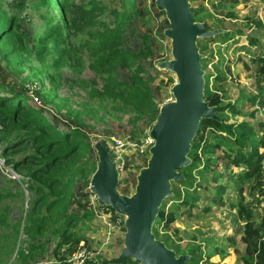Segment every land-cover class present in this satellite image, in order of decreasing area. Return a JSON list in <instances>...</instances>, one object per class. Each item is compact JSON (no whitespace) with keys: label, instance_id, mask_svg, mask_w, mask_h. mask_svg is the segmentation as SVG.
I'll return each instance as SVG.
<instances>
[{"label":"trees","instance_id":"obj_1","mask_svg":"<svg viewBox=\"0 0 264 264\" xmlns=\"http://www.w3.org/2000/svg\"><path fill=\"white\" fill-rule=\"evenodd\" d=\"M114 1L117 3L115 8H110L99 0L79 2L39 0V5L46 8V13L41 15L42 26L30 33L23 26L21 14L6 15L0 9V60L17 73H22L23 66L31 63V58H34L40 62L41 69L31 72L32 82L42 81L41 77L47 78L53 82L54 89L57 90L62 80V68L77 67L86 58L88 69L94 73L98 81L75 80L74 83L87 90L89 99L97 100L100 106L112 105L116 113L129 115L128 121L132 124L145 120L151 127L157 118L159 103L156 101L154 90L149 86V80L142 76L145 69L139 63L140 56L148 58L153 55L150 37L147 33L142 34V49L138 53L123 47L126 30L128 28L132 30L134 20L145 19L150 9L146 7L145 0ZM151 8L156 16L163 15V12L156 10L154 0ZM204 10L203 6L196 12L191 8L195 21L201 22L204 17H211L209 13L205 15ZM258 25L263 26L260 21ZM204 26L208 29L206 24ZM261 35L264 39V29ZM217 38L215 36L198 39L197 42L200 45V41L204 40L208 43ZM256 40L249 39V44L254 45ZM204 51H206L204 47L199 48L200 53ZM253 63L257 64L260 82L264 80V52L258 53ZM122 73L125 75H121ZM30 76L26 77L27 81ZM208 78L209 76L205 74L204 100L209 106L214 107L219 120H200L188 154L190 164L180 169L183 179L171 183L173 195L163 201L152 226L155 239L162 241L176 255L190 256L185 264L199 263L200 244L186 253L168 234L160 233L158 227L165 218L163 209L168 202L190 212L197 207L201 199L200 191L204 187L203 184L217 181L215 176L209 179L206 177L213 172L212 165L216 163L215 154L202 152L205 159L199 157L196 144L201 141L202 130L211 129L220 133L214 134L213 139L216 140L217 147L225 145L223 154L225 166L243 169L239 180L244 182L253 179L254 187L258 188V196L263 195L259 150L264 146V133L261 139H257V129L250 122L229 121L224 114L232 109L231 104H211L208 99L211 96ZM219 78L225 77L219 76L217 79ZM24 91L22 86L17 89L9 84L0 83V143L3 154L10 158L14 168L25 172L30 180L28 189L32 192L31 211L22 220V230L29 239H32V243L28 244L27 251L19 250L17 257L21 260H35L41 256L47 245L46 242L40 241V236L45 231L47 215L43 214L38 220H35L33 215L39 205H42L44 210L50 213L49 217L54 215L55 210L63 217L59 226L53 228V234H58L59 241L54 247L53 260L49 264H69L68 257L82 247L80 243L84 241V246L89 248L85 240L70 232V227L81 220L67 211V206L75 200L71 186L77 181H83L89 187L90 178L96 170L97 158L96 162L88 160V155L93 149L77 127L68 130L57 129L41 110L27 105ZM261 95L264 96V90L260 91L259 95L247 99L255 104ZM86 111L84 108L83 112ZM75 114L79 119L81 113L76 111ZM249 115L252 118L254 111ZM131 138L138 139L135 136ZM19 152H23L21 158L16 157ZM224 191L225 189L220 185L214 188V192L219 196ZM88 193L91 195L90 191ZM109 210L117 215L111 208ZM209 210V207L204 209V211ZM252 212L253 209L249 208L246 212L239 213L240 219H246L243 226L244 263L264 264V222L254 225L250 221ZM90 215L92 212L84 211L85 217ZM174 220L173 214H168L165 223L168 225ZM62 247L66 248V252L61 253L63 256L60 257L58 251ZM210 249L207 257L218 255L220 260L225 258V252L221 249ZM102 261L103 264H138L131 259H119L118 255L114 259ZM82 264H96V262L88 259Z\"/></svg>","mask_w":264,"mask_h":264},{"label":"rangeland","instance_id":"obj_2","mask_svg":"<svg viewBox=\"0 0 264 264\" xmlns=\"http://www.w3.org/2000/svg\"><path fill=\"white\" fill-rule=\"evenodd\" d=\"M99 1L110 8L117 7L114 0ZM151 4L152 0H145V5L150 11L145 19L134 20L132 30L130 28L126 30L123 47L138 53L142 49V34L149 35L153 55L148 58L140 56L139 63L145 69L142 76L149 80V86L154 90L156 101L161 106L172 100L170 89L176 78L174 74L156 67L157 62L171 59L170 41L163 36L164 29L168 28L164 14L156 16ZM190 4L193 11L196 12L203 6L205 15L208 13L211 15L210 18L204 17L201 21L209 30L226 31L224 34H218L215 42L205 43L203 40L200 41V45L197 42L198 48L206 49L201 53L204 55L201 64L204 74L209 76L210 103L231 104L232 109L227 110L225 117L235 123L250 122L257 129V139H261L264 133V128H261L264 126V96L261 95L255 104L247 98L257 96L264 90V80L258 81L257 64L253 63L258 53L264 52V39L261 35L264 29V0H193ZM0 9L6 15L21 14L23 26L28 33L42 26L41 15L46 13V8L39 5V0H0ZM228 13L232 14L228 15ZM258 21L262 23V27L258 25ZM252 38L257 39L254 45L249 44V39ZM22 69V73H17L0 60V83L9 84L17 89L22 86L25 89L27 105L41 110L49 122L59 130L77 127L91 148L101 139L109 141L111 137L125 139L128 136L139 139L146 132L149 133L148 121L130 123L129 115L116 113L112 105L100 106L97 100L89 99L87 90L74 83L75 80L98 81L94 73L88 69L86 58L77 67L62 68V80L57 90L54 89L53 82L42 78L41 75L42 81L32 82L31 72L41 69L39 61L31 58V63L24 65ZM27 76H30L28 81ZM219 76L225 78L217 79ZM84 108L86 112H83ZM76 111L81 113L79 119L75 114ZM252 111L254 116L251 118L249 113ZM201 134V141L196 144L199 157L204 158L202 152L215 154L216 163L212 165L213 172L206 177L209 179L215 176L217 181L203 184L204 187L200 191L201 199L197 207L190 212L168 202L163 209L164 216L166 218L168 214H173L175 220L167 225L163 218L158 230L160 233L168 234L186 253L200 244L201 258L198 264H245L243 226L246 219H240L239 213L252 208L250 221L254 225H260L264 222V199L258 196V188L254 187L253 179L244 182L239 180L243 169L225 166L226 161L223 158L225 145L217 147L216 140L213 139L214 134L220 133L205 129ZM22 155L23 152H19L16 157L21 158ZM96 158V153L92 150L88 160L96 162ZM147 159V154L127 155V165L119 175L117 186L120 194L133 193L135 177L139 169L146 165ZM12 164L10 158L4 156L0 143V219L2 218L0 264H49L53 260L54 247L59 241L58 234H53V228L59 226L63 217L57 210L52 217H49L50 213L39 205L33 215L35 220L40 219L43 214L47 215L45 231L40 236V241L46 242L47 245L41 256L35 260H21L17 257L19 250L27 251L28 244L32 243V239H29L22 230V220L31 211L32 192L28 189L30 180L25 172L14 168ZM218 185L225 189L221 196L214 192V188ZM71 190L75 200L67 206V211L81 220L70 227V232L87 242L90 249L84 247L93 251L91 260H95L96 264H103L104 259L105 261L114 259L119 254L117 245L123 238V218L121 223L115 225L114 222H109L107 226L98 218L96 208L89 204L91 197L88 193L89 187L83 181H77L71 186ZM207 207L210 210L204 211ZM84 211L92 212V215L85 217ZM112 215L113 221L115 216ZM210 248L221 249L225 252V258L220 260L218 255L207 257ZM65 249L62 247L58 251L60 257L63 256L61 253L66 252Z\"/></svg>","mask_w":264,"mask_h":264},{"label":"water","instance_id":"obj_3","mask_svg":"<svg viewBox=\"0 0 264 264\" xmlns=\"http://www.w3.org/2000/svg\"><path fill=\"white\" fill-rule=\"evenodd\" d=\"M157 11L163 12L168 23L163 36L170 41L171 59L156 67L175 75L170 89L172 100L159 106L157 118L149 135L153 145L148 150L146 165L135 177L131 195L118 192L119 174L112 161L111 142L96 141V170L89 181V191L99 207H109L123 218L124 233L119 259L138 264H185L189 255H176L155 239L152 226L163 201L171 198V183L183 179L180 172L190 164L188 154L201 119L218 121L214 107L204 100V71L198 39L224 34L223 29H206L195 21L190 0H154Z\"/></svg>","mask_w":264,"mask_h":264},{"label":"built area","instance_id":"obj_4","mask_svg":"<svg viewBox=\"0 0 264 264\" xmlns=\"http://www.w3.org/2000/svg\"><path fill=\"white\" fill-rule=\"evenodd\" d=\"M109 141L111 142L110 155L112 161L116 165V169L119 175L124 171L127 165L126 157L129 153L131 155L135 154L136 156L137 155L142 156V154L148 155V150L153 145V139L151 138L148 132H146L140 139H132L131 136H128V138L125 139L111 137ZM259 152L260 155L262 156L260 163V174H261L260 181H261V188L263 190L262 199H264V146L260 148ZM90 196L91 197L89 204L92 207L96 208V211L98 212L97 216L102 220L104 224L108 226L109 222H114L115 225L122 222L121 219L122 217L118 215H114L115 218L112 221L111 219H113V215H112L113 213L109 210V208L106 207L104 209H98L95 196L93 194H91ZM80 247L81 248H79L77 252L73 253V255L68 257L67 262L69 264H82L83 261L85 260L93 259L91 258V256L93 255L92 254L93 251L86 249L83 243H80Z\"/></svg>","mask_w":264,"mask_h":264},{"label":"crops","instance_id":"obj_5","mask_svg":"<svg viewBox=\"0 0 264 264\" xmlns=\"http://www.w3.org/2000/svg\"><path fill=\"white\" fill-rule=\"evenodd\" d=\"M118 242H119V238H118ZM121 245H122V240H121L120 244L117 245V251H118V253H119L120 249L122 248Z\"/></svg>","mask_w":264,"mask_h":264}]
</instances>
